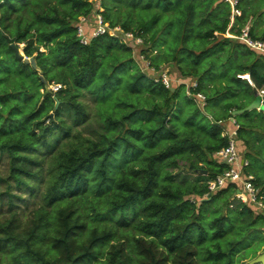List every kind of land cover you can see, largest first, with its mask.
<instances>
[{"label":"trees","instance_id":"16d2710c","mask_svg":"<svg viewBox=\"0 0 264 264\" xmlns=\"http://www.w3.org/2000/svg\"><path fill=\"white\" fill-rule=\"evenodd\" d=\"M99 12L142 42L109 32L80 41V17L90 33ZM248 14L244 7L237 25ZM255 17L252 34L264 38ZM230 20L225 0H0V157L7 164L0 203L8 210L0 217V264L262 262L252 260L264 252V211L238 199L235 183L209 194L208 181L227 167L213 155L228 144L218 121L264 89V53L227 35ZM167 31L176 51L190 53L180 62L149 53ZM214 48L225 52L227 68L201 69ZM140 53L157 70L174 64L177 77L196 79L191 89L206 94V111L185 83L168 87L151 67L134 69ZM235 118L246 170L264 194V147L256 142L264 109ZM192 171L200 172L194 181ZM218 199L226 212L212 206Z\"/></svg>","mask_w":264,"mask_h":264},{"label":"built area","instance_id":"2783aa9c","mask_svg":"<svg viewBox=\"0 0 264 264\" xmlns=\"http://www.w3.org/2000/svg\"><path fill=\"white\" fill-rule=\"evenodd\" d=\"M225 1L231 6V20L226 30V34L236 37L248 47L264 53V38L256 37L252 34L251 19L244 23L238 31H232V27L236 24L237 17L243 13V9L240 5L241 0ZM80 19L81 21L77 23L78 36L80 37V41L83 43H88L92 37L106 32L117 35L118 37L119 35H123L124 42H142L143 40L141 36L135 34L133 31H124L120 25L112 26L110 22L104 18L102 12H99L96 20L90 23V26L93 27L90 33L87 32L84 25V21L86 19L85 16H81ZM137 58L140 59L139 61L141 62L142 70L148 66L151 67V69H153L152 74L155 75V79L161 80L168 87L175 86V79L178 81L184 79L181 77H173L170 72V67L157 70L151 64V61L146 59L145 54L143 53ZM243 76L247 77L252 82L248 73ZM197 83V80H193L190 86L195 87ZM61 86L62 84H51V88L54 91L61 88ZM187 91L192 95L193 99L198 102H202L204 106H206L207 96L203 91H193L191 88ZM260 94H264V89L260 90ZM218 122L224 126L223 135L228 136V144L218 149L213 155L219 162H224L227 167L224 171L219 172L215 178L208 181L210 189L209 194L230 183H235L238 187L234 195L238 199H241L246 203L250 202L256 205L258 209L264 211V196H262V194L260 196V188L254 183V174L246 170L250 161L242 154V149L239 147L238 129L240 128V123L237 121L234 114H232L228 119H221ZM228 123H230V125Z\"/></svg>","mask_w":264,"mask_h":264},{"label":"rangeland","instance_id":"374dc122","mask_svg":"<svg viewBox=\"0 0 264 264\" xmlns=\"http://www.w3.org/2000/svg\"><path fill=\"white\" fill-rule=\"evenodd\" d=\"M242 7H246L249 11V18L248 20H252L253 21V16L256 14V17L255 19L257 20L256 22H254V24L256 25V32H258L259 34L261 33H264V0H242ZM242 8V9H243ZM103 7L100 8V10L103 11ZM247 20V21H248ZM246 21V22H247ZM239 25V26H238ZM236 23V26H235V30H232V31H236V29H239L238 27L241 28V23ZM169 32H165L162 37L159 38L158 40V44H155V45H152L150 44L148 50H149V53L152 54V55H155V60L157 61H160V62H163L164 61V57H173L175 54L178 55V59L176 60V63L177 61L180 62V60L183 58V54H190L186 49H180L178 51H176V46H175V43H172L171 42V39L173 38V36L170 38V34H169V38H170V41H169V38L166 37V35L168 34ZM167 38V43L166 41L164 40V38ZM118 39L120 40V42H124V37L123 35H119ZM169 42V43H168ZM229 45H227L228 47ZM21 51H23V45L21 44V47H20ZM45 49V48H43ZM238 50L244 52V54H246V52L248 51V49L246 48V46L244 45H241L238 47ZM224 54L225 52L224 51H221V49H217V48H214L213 50H210L208 53H206L204 55V62L200 65L201 69H203V67L205 66V63H206V67L208 69H211L213 68V64H217L216 66H219V71H222V70H225L227 68V66H224L223 62H224ZM141 55V53H140ZM192 55V54H191ZM135 59V62H134V69L138 70L136 66L140 67V69L142 70V67H141V62L139 61L140 59H138L137 57H134ZM148 61H150L148 59ZM136 65V66H135ZM170 69H171V73L173 75V77H176L177 76H181L177 71H176V65L174 64H171L170 66ZM143 71V70H142ZM192 81L193 80H187L186 78H184L183 80L181 81H178L177 79L174 80V84L176 86L180 85V83H185L186 87H185V91H186V94L191 98L192 95L188 93V89L191 88V84H192ZM196 81V79L194 80ZM180 82V83H179ZM207 82H210V81H205V84ZM221 83V82H219ZM221 85V84H220ZM183 94V93H182ZM186 94H183L186 98L187 95ZM87 99H88V103L90 104L91 108L94 107V102L92 101L91 99V96L90 95H87L85 96ZM193 98V97H192ZM196 103V105L201 109V110H205L206 111V106H204V104L202 102H198L196 101L195 99H193ZM227 122V121H226ZM258 122V121H257ZM80 127H82V124L80 125ZM256 131V132H255ZM258 130H250V132H245L247 135H251V136H254L256 133H257ZM253 141L255 142V138H253ZM256 142H258L259 144H261L263 147H264V137L263 139L261 140H257ZM242 145H243V150H242V154L244 155V151H246V148H245V144L244 142H242ZM262 165L264 166V163H262ZM7 164H6V161H5V157H0V174L1 173H6L7 172ZM204 173H207L206 171ZM262 173V179L264 180V170L261 172ZM200 175V172L199 171H192V173L190 174V179H192V181H194L197 177H199ZM5 186L1 183L0 181V189H3ZM262 193H260V196H261ZM262 196H264V194H262ZM220 201H222V199H218L217 202H215L214 206L215 209L216 208H220V211L221 212H226V207L223 208V204L220 205ZM236 204V203H235ZM231 206L234 207V204H232ZM33 207V204L29 203L28 204V207L23 211V214L25 216L28 215L30 209ZM214 210H211L210 212L208 213H212ZM8 213V210L6 209V206H2L1 203H0V217L3 216L4 214ZM249 234L247 233L246 235V240L248 242V238H249ZM250 246V244L248 245ZM251 246L249 249H250V257L254 256V254L256 253L258 247L260 246L259 245V239L258 240H255L251 243ZM262 250V249H260ZM259 250V251H260ZM245 251V250H244ZM249 257H246L244 260L245 261H249ZM249 264H250V261H249ZM255 264H264V263H255Z\"/></svg>","mask_w":264,"mask_h":264},{"label":"water","instance_id":"95a60500","mask_svg":"<svg viewBox=\"0 0 264 264\" xmlns=\"http://www.w3.org/2000/svg\"><path fill=\"white\" fill-rule=\"evenodd\" d=\"M78 39L80 40V37H78ZM12 46L15 48L16 54L18 56L24 57V60L26 62L32 63V65L34 67L39 68V66L37 65V62H36V59H35L34 55H32V56H24V52L21 51V49L15 43H13ZM253 108L264 109V94L262 95V94H260L258 92L256 98L251 103H249L248 105H246L243 108H239V109L233 110L232 114L237 115L238 113H241V112H244L245 110H250V109H253ZM254 261H262V262H264V252L261 253L255 259L252 260V262H254Z\"/></svg>","mask_w":264,"mask_h":264},{"label":"clouds","instance_id":"9594fccd","mask_svg":"<svg viewBox=\"0 0 264 264\" xmlns=\"http://www.w3.org/2000/svg\"><path fill=\"white\" fill-rule=\"evenodd\" d=\"M249 74V73H248ZM250 75V74H249ZM243 77H245V76H243ZM247 78V77H246ZM50 88H51V85H50ZM52 89V88H51ZM259 93H260V91H259Z\"/></svg>","mask_w":264,"mask_h":264},{"label":"crops","instance_id":"0c3cea01","mask_svg":"<svg viewBox=\"0 0 264 264\" xmlns=\"http://www.w3.org/2000/svg\"><path fill=\"white\" fill-rule=\"evenodd\" d=\"M230 125V123H228Z\"/></svg>","mask_w":264,"mask_h":264}]
</instances>
